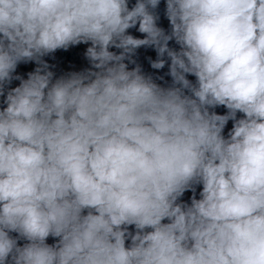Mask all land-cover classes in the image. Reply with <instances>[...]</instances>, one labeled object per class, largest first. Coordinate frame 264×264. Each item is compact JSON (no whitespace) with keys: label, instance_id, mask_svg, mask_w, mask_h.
Instances as JSON below:
<instances>
[{"label":"clouds","instance_id":"9594fccd","mask_svg":"<svg viewBox=\"0 0 264 264\" xmlns=\"http://www.w3.org/2000/svg\"><path fill=\"white\" fill-rule=\"evenodd\" d=\"M0 264H264V0H0Z\"/></svg>","mask_w":264,"mask_h":264}]
</instances>
